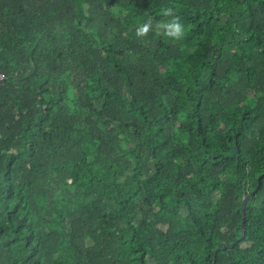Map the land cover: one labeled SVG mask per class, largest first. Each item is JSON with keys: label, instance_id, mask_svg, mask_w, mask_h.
Masks as SVG:
<instances>
[{"label": "trees", "instance_id": "16d2710c", "mask_svg": "<svg viewBox=\"0 0 264 264\" xmlns=\"http://www.w3.org/2000/svg\"><path fill=\"white\" fill-rule=\"evenodd\" d=\"M0 70V264H264V0H0Z\"/></svg>", "mask_w": 264, "mask_h": 264}, {"label": "clouds", "instance_id": "9594fccd", "mask_svg": "<svg viewBox=\"0 0 264 264\" xmlns=\"http://www.w3.org/2000/svg\"><path fill=\"white\" fill-rule=\"evenodd\" d=\"M161 15L167 19L154 23L153 19L149 17L136 27L135 36L138 39H143L146 38L150 32L155 31L173 41L183 39L186 28L178 14V9L174 6H165L161 9Z\"/></svg>", "mask_w": 264, "mask_h": 264}, {"label": "water", "instance_id": "95a60500", "mask_svg": "<svg viewBox=\"0 0 264 264\" xmlns=\"http://www.w3.org/2000/svg\"><path fill=\"white\" fill-rule=\"evenodd\" d=\"M258 187H259V178L257 179L256 187L251 192H249L247 195H245L244 198L242 199V202H241V214H242L241 235L235 241H233V242H231V243H229L227 245L221 246L220 247L221 249H226L227 247H232V246H234L237 242H239L243 238V236H244V212H245V206H246V203L249 200V198L257 191ZM220 248H217L215 251H217Z\"/></svg>", "mask_w": 264, "mask_h": 264}, {"label": "built area", "instance_id": "2783aa9c", "mask_svg": "<svg viewBox=\"0 0 264 264\" xmlns=\"http://www.w3.org/2000/svg\"><path fill=\"white\" fill-rule=\"evenodd\" d=\"M3 78H4V74H3V72L0 70V81L3 80Z\"/></svg>", "mask_w": 264, "mask_h": 264}, {"label": "rangeland", "instance_id": "374dc122", "mask_svg": "<svg viewBox=\"0 0 264 264\" xmlns=\"http://www.w3.org/2000/svg\"><path fill=\"white\" fill-rule=\"evenodd\" d=\"M3 206V202L0 200V207H2Z\"/></svg>", "mask_w": 264, "mask_h": 264}]
</instances>
